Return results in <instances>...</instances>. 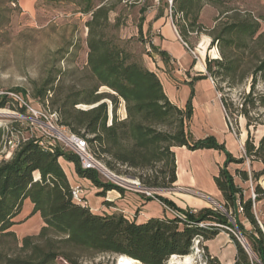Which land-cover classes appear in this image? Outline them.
<instances>
[{
    "label": "trees",
    "instance_id": "16d2710c",
    "mask_svg": "<svg viewBox=\"0 0 264 264\" xmlns=\"http://www.w3.org/2000/svg\"><path fill=\"white\" fill-rule=\"evenodd\" d=\"M82 1L81 12L88 13L89 18L85 23L86 60L79 71L80 83H44L34 95L48 101L50 109L57 112L58 123L83 137L92 155L107 169L119 176V168L124 166V173L153 192V197L142 194L146 200L156 199L176 214L164 212L162 216L137 220L119 211H93L84 195L85 202L72 198V187L82 184L70 182L68 163L79 178L99 189L98 196L104 197L110 190L122 195L124 189L102 180L94 169H83L74 153L57 144L40 145L34 133H28L19 139L9 157L0 161V264H64L61 260L87 264L85 256L94 253L126 255L142 264H167L171 256L189 254L195 240L208 264H220L208 253L205 242L226 230L225 226L233 225L247 245L245 249L227 231L236 246L233 264H264V221L261 226L255 210V204L264 196V189L257 182L264 175V133L257 143L254 135L264 128V14H254L235 4L236 0H171V19L180 38L192 48L189 35L205 33L210 38L209 46H215L219 54L218 58L205 57L207 74L191 78L190 93L184 105L179 106L168 98L158 74L146 66L142 53L131 50V37L118 35L120 16L111 18L110 14L115 12L114 3L120 0ZM126 2L132 4V0ZM205 5L217 11L210 27L199 19ZM145 6L139 9L138 33L145 19ZM167 6L166 0L165 7L159 6L152 20L163 16ZM149 42L151 51L167 66V52ZM205 77L212 79L229 129L236 136L240 133L237 118L245 119L247 137L242 157H233L224 143L211 135H193V82ZM221 82H226L229 90L221 93ZM246 82L247 91L244 89L240 101L234 103L230 89ZM81 103L89 107H77ZM120 104L125 110L122 118L116 113ZM1 107L24 113L23 107L8 95L1 96ZM16 121L0 125V146L6 134L19 131ZM176 147L225 153L224 163L213 176L222 209L182 210L157 193L174 186ZM245 158L262 164L261 169H251L249 173L234 169L242 182L255 181L254 200L234 182V175L228 170L230 164H242ZM26 199L32 204L31 214L37 213L43 225L37 234L18 238L13 225ZM102 202L112 204L108 199ZM239 213L249 222V232L239 221Z\"/></svg>",
    "mask_w": 264,
    "mask_h": 264
},
{
    "label": "rangeland",
    "instance_id": "374dc122",
    "mask_svg": "<svg viewBox=\"0 0 264 264\" xmlns=\"http://www.w3.org/2000/svg\"><path fill=\"white\" fill-rule=\"evenodd\" d=\"M165 3L166 0L159 1L158 4H154L151 0H137V2L132 0V4H129L126 0H120L114 3L115 12L110 14L111 18H113L114 15L120 16L118 35L122 38L131 37V50L136 53H142L146 66H149V59L153 60L155 54L151 51L149 42H152L151 38L153 31L151 25L154 22L152 19L159 6L165 7ZM235 4L251 10L254 14H264V4L262 0H236ZM142 5H146V10L144 12L145 19L142 22L141 33H138L137 24L140 17L139 9ZM83 6L84 2L82 0H0V98L2 95L13 97L17 101V105L22 106L24 109V113H22L18 109L1 107L8 113L0 114V125L9 123L12 120H17L16 128L18 127L19 131H12L4 136V140L0 146V161L9 157L8 153L11 152L9 140H18L30 133V129L27 127L28 119L26 117L25 105H30L36 109L47 106L51 108L47 100L43 101L38 96L34 95L36 90L42 87L44 83H47V86L55 85L58 81H63L65 86L72 84L78 85L80 83L81 74L79 71L85 66L86 60L85 41L87 27L85 23L89 18L88 13L81 12ZM167 8L168 6L164 8V12ZM216 14L217 11L215 8L205 5L199 19L205 27H210L213 24V19ZM165 15L169 18L166 12ZM149 21L150 27L148 28ZM202 35L207 36L205 33L201 32L199 35L191 34L188 38V42L193 46L192 49H194V47L197 48L198 52L196 51V55H200V60L198 62L200 67H202L203 54L205 57L209 58L219 57L215 46L210 47L209 45L205 46L203 43H200V45L198 44L197 40ZM155 71L159 74L157 69H155ZM204 73L207 74L206 68ZM186 76L188 78L190 76L195 77V75H189L188 73ZM208 78L210 80V77ZM247 84V82L242 83L230 89L229 96L234 103L240 101L239 96L244 89L247 91ZM220 85L223 87L221 93L229 90L226 86V82H221ZM104 89L105 88H100V90ZM215 95L219 98L218 91ZM77 107L87 108L89 105L81 103L78 104ZM122 111L123 105L120 104L116 109L119 118L124 117ZM18 115H22L26 118L20 120L18 119ZM237 122L240 131V123L245 122L244 117L239 116ZM195 125L198 128V125ZM190 126L193 132L192 120ZM203 128L206 129L205 126H203ZM263 130V127L259 128L254 135L260 134ZM193 135H195L194 132ZM224 147L226 149L225 143ZM178 156L177 158H179V161L183 164L187 159H189V162L191 161L190 163L195 167L198 180H207L203 169L207 166L205 162V160L207 161L208 159L207 155L196 153L190 157H186V155ZM124 169V166H120L119 170L121 172L119 176L122 177L123 181H118L124 189V193L115 199H112L115 195L114 192L110 194L106 193L105 196L102 197L98 196L96 194L97 191H93L89 186H85L86 188L83 187V195L93 211H119L130 218H136V216H138L140 208L134 207L135 200L137 199L135 195L143 196L140 192L135 190L137 188L130 184L131 179L135 178L124 173ZM69 176L71 180H73L71 172H69ZM99 177L105 181L102 175H99ZM258 181V184L264 188V182L261 181L260 178ZM249 184L250 182L248 181V183L243 185L248 188L250 193ZM254 185L255 181L252 183L253 187ZM191 186L197 188L194 184H191ZM89 190L92 191L89 192ZM196 190L182 187V189H174V192L195 194L203 197L202 195L204 194ZM163 192H165V190L158 191L157 193L162 195ZM107 198L111 201V206H107L102 202L103 199ZM208 202L210 207L212 201L208 200ZM262 207L264 209V205ZM16 221L17 222L13 225V230L18 238L25 235L37 234L40 227L43 225L40 216L38 214H31V209L27 204L23 205L22 212L16 218ZM113 260L114 256L109 253H94L85 256L84 262L87 264H111ZM167 264L184 263H171V261H169Z\"/></svg>",
    "mask_w": 264,
    "mask_h": 264
},
{
    "label": "crops",
    "instance_id": "0c3cea01",
    "mask_svg": "<svg viewBox=\"0 0 264 264\" xmlns=\"http://www.w3.org/2000/svg\"><path fill=\"white\" fill-rule=\"evenodd\" d=\"M262 2L264 4V0H262ZM151 29L153 31L151 38L152 42L158 49L167 52L168 63L167 66H165L159 55L155 53L153 60L149 59L151 65L149 64L148 68L153 71H155V69L159 71V74H157L168 98L179 106H183L190 93L189 81L192 78L191 76L188 78L186 75L187 73L189 75L195 76L206 74L204 73L205 55L203 54L202 56V67H200L198 63L200 60V55H196L197 58L194 57L190 53L188 47L184 46L183 40L174 32L172 28V20L166 17L165 13L160 18L154 20L151 25ZM197 41L199 45L200 43H203L205 44V46H207L209 45L210 38L208 36L202 35L198 38ZM194 49L195 51H197V48L194 47ZM193 90L194 96L192 100V127L193 132L195 133L194 136L199 138L211 135L215 137L217 141L224 142L226 145V149L231 153L233 157L239 158L244 156L243 143L247 137V131L245 129V126H243L245 125V122L240 123L241 128L239 136H236L229 129L220 100L218 96L215 95L217 91L208 77L195 80L193 82ZM122 114L123 116H125L124 108ZM195 124L198 125V128ZM203 126H205L206 129H204ZM263 133L264 130L260 134L255 136V143H257ZM174 151L176 157L177 178L174 186L168 190H165V192H163L164 194L162 193V196L172 201L176 207L182 210H198L203 207H209L208 200L221 202V194L213 181V176L217 173L218 167L224 163L225 154L222 151L209 148L187 150L185 147H176ZM196 153L208 156L209 160H205L207 166L203 168L204 175H206L207 180H198L195 173V167H193L192 163H190L191 161L189 162V159H187L183 164L179 161V158H177L178 155H186V157H190L192 155H195ZM261 166L262 165L260 164V162L252 161L250 163L249 160H246L245 158V161L242 164H230L228 166V170L234 175V182L242 186L246 190V195H249L250 193L248 191V188L243 185L248 183V181L242 182L240 178L234 174V169L241 168L245 169L246 171L248 169H253L257 171L262 168ZM66 169L68 172L69 180L72 184L81 183L84 186H89L90 189H93V191L99 190L95 186H91L90 182L87 179L79 178L75 174L73 165L71 163H68V165H66ZM69 172H71L73 180H71ZM260 179L264 182V175L260 176ZM249 182L250 184H252L251 181ZM191 184H194L197 188L191 186ZM182 187L192 190L198 189L196 191H201L205 197H200L195 194H182L174 192V189H182ZM91 191L92 190H89V192ZM111 192L115 193L112 199L120 196V193L116 190H110L106 193L110 194ZM135 197L137 199L135 200L134 207L140 208L139 214L138 216H136L137 220H145L150 216H162L164 212L169 213V211L156 199L148 201L144 197H141V195H135ZM25 204H27V206L32 209V204L28 199L24 201L23 205ZM263 205L264 196L255 204V210L257 211L256 216L261 226L262 221H264V209L262 207ZM21 212L19 214H21ZM19 214L16 216V218L19 216ZM238 218L244 230L249 232L251 229L249 222L241 213L238 214ZM205 245L207 247L208 253L212 257H216L220 264H233L236 254V246L226 230H220L214 238L207 240L205 242Z\"/></svg>",
    "mask_w": 264,
    "mask_h": 264
},
{
    "label": "built area",
    "instance_id": "2783aa9c",
    "mask_svg": "<svg viewBox=\"0 0 264 264\" xmlns=\"http://www.w3.org/2000/svg\"><path fill=\"white\" fill-rule=\"evenodd\" d=\"M154 4H158L160 0H151ZM168 8L165 9V12L169 15V18L171 19L172 10H171V0H167ZM172 20V19H171ZM172 28L174 32L179 36L177 29L175 25L172 22ZM184 46L188 47L187 44L183 41ZM190 53L197 58L195 49L189 48ZM212 81V79L210 78ZM25 111L27 113V119H28V126L30 129V133H34L35 137L38 139V142L40 145L43 146H53V145H59L62 149L70 151L74 153L79 161L80 166L83 169H94L96 170L99 175H102L105 178V181L112 182L118 186L121 187L120 183L118 181H123L122 177L114 174L109 169H107L99 160H97L92 153L90 152L88 145L86 143V140L76 135L72 132H70L66 127L60 125L58 123V115L57 112L54 110H51L48 106L36 109L34 107H31L30 105H25ZM18 119L23 120L22 115H18ZM231 125V124H230ZM232 126V125H231ZM18 140H9V148L10 151L15 149L18 145ZM11 152L8 153V156ZM247 160V158H246ZM247 172L249 173L250 170L248 169ZM130 184L137 188L136 191L140 192L141 194H144L145 196L153 197V192L149 189L143 188L139 185L138 181L135 179H131ZM83 186L81 185H74L71 190V196L74 200L85 202L82 198L83 195ZM250 195L251 199L254 200L255 193L253 190L252 184H250ZM204 196V195H202ZM158 201V200H157ZM212 201V207L213 209H222L219 202ZM159 202V201H158ZM163 205V204H162ZM169 213L175 215L176 211L171 209L168 206L163 205ZM196 209H193L192 212H195ZM238 211H241V208H238ZM226 231L232 232L239 241H244L242 236H240L239 231L237 230L236 226L233 225V228H230L228 226L224 227ZM198 241L195 240L194 244L191 247V251L189 254L180 256V258H184L185 256L190 257L189 264H208L206 260L202 256V251L198 247ZM247 249V248H245ZM114 260L111 262V264H142L139 260L134 259L132 257L126 256V255H113ZM122 260H124L122 262ZM64 264H68L65 261L61 260ZM169 262V260L167 261ZM185 264V263H184Z\"/></svg>",
    "mask_w": 264,
    "mask_h": 264
},
{
    "label": "bare ground",
    "instance_id": "6f19581e",
    "mask_svg": "<svg viewBox=\"0 0 264 264\" xmlns=\"http://www.w3.org/2000/svg\"><path fill=\"white\" fill-rule=\"evenodd\" d=\"M3 113H8L5 109H2V108H0V114H3ZM124 260H122V262H123ZM169 261H171V263H185V264H189V262H190V257L189 256H185L183 259L182 258H178V257H176V256H171L170 257V260Z\"/></svg>",
    "mask_w": 264,
    "mask_h": 264
},
{
    "label": "water",
    "instance_id": "95a60500",
    "mask_svg": "<svg viewBox=\"0 0 264 264\" xmlns=\"http://www.w3.org/2000/svg\"><path fill=\"white\" fill-rule=\"evenodd\" d=\"M240 242H241V244L244 246V248H247V245H246L245 241H240ZM174 256L180 258V256H177V255H174Z\"/></svg>",
    "mask_w": 264,
    "mask_h": 264
}]
</instances>
